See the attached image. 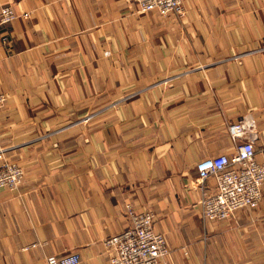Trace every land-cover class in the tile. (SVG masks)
I'll use <instances>...</instances> for the list:
<instances>
[{
	"label": "crops",
	"instance_id": "0c3cea01",
	"mask_svg": "<svg viewBox=\"0 0 264 264\" xmlns=\"http://www.w3.org/2000/svg\"><path fill=\"white\" fill-rule=\"evenodd\" d=\"M1 7L17 19L0 27V165L25 176L0 190V264H109L126 204L152 214L166 264H264V186L256 209L204 221L216 187L195 171L235 153L244 117L264 163V0H183L169 19L128 0Z\"/></svg>",
	"mask_w": 264,
	"mask_h": 264
},
{
	"label": "built area",
	"instance_id": "2783aa9c",
	"mask_svg": "<svg viewBox=\"0 0 264 264\" xmlns=\"http://www.w3.org/2000/svg\"><path fill=\"white\" fill-rule=\"evenodd\" d=\"M183 0H128L141 15L155 13L169 18L180 15ZM27 18V15H23ZM17 19L10 7L0 8V27ZM3 97L0 95V109ZM86 117L84 122L91 119ZM256 129L251 117H244L228 125L227 132L236 147L231 156L220 155L205 158L195 165L196 184L201 187L212 178L216 191L200 202L204 221L221 222L230 219L242 209H256L261 202V188L264 186V163L255 159L253 143L247 140ZM1 158V157H0ZM24 171L18 165L4 161L0 165V190L14 191L24 180ZM127 227L120 234L107 239L105 247L110 251L109 264H166L168 254L164 237L153 231V216L150 212H136L129 204L124 206ZM33 247V246H32ZM77 254L60 258L49 256L46 264H79Z\"/></svg>",
	"mask_w": 264,
	"mask_h": 264
},
{
	"label": "rangeland",
	"instance_id": "374dc122",
	"mask_svg": "<svg viewBox=\"0 0 264 264\" xmlns=\"http://www.w3.org/2000/svg\"><path fill=\"white\" fill-rule=\"evenodd\" d=\"M181 13H182V12H181ZM171 16H172V15H171ZM171 16H170V17H171ZM170 17H169V18H170ZM161 18H162V17H161ZM169 18H163V19H169Z\"/></svg>",
	"mask_w": 264,
	"mask_h": 264
}]
</instances>
